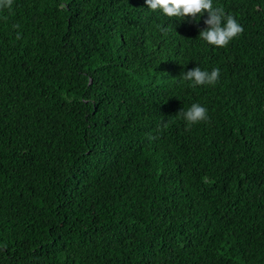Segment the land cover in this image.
Listing matches in <instances>:
<instances>
[{
	"label": "trees",
	"instance_id": "obj_1",
	"mask_svg": "<svg viewBox=\"0 0 264 264\" xmlns=\"http://www.w3.org/2000/svg\"><path fill=\"white\" fill-rule=\"evenodd\" d=\"M214 2L226 47L145 0H0V264H264V0Z\"/></svg>",
	"mask_w": 264,
	"mask_h": 264
},
{
	"label": "clouds",
	"instance_id": "obj_2",
	"mask_svg": "<svg viewBox=\"0 0 264 264\" xmlns=\"http://www.w3.org/2000/svg\"><path fill=\"white\" fill-rule=\"evenodd\" d=\"M11 0H7L10 6ZM147 9L166 18H175L176 23L185 20L199 22L201 17L207 13L204 19L206 27L199 32V38L208 45L215 47H226L234 38L243 32V26L238 19L225 12L224 8L214 0H145ZM174 29H165V31ZM220 69L196 66L186 73H182V79L196 85H214L219 79ZM208 109L200 103H192L187 110L182 109L178 115H182L186 123L194 125L207 120Z\"/></svg>",
	"mask_w": 264,
	"mask_h": 264
},
{
	"label": "rangeland",
	"instance_id": "obj_3",
	"mask_svg": "<svg viewBox=\"0 0 264 264\" xmlns=\"http://www.w3.org/2000/svg\"><path fill=\"white\" fill-rule=\"evenodd\" d=\"M142 3H144V2H142Z\"/></svg>",
	"mask_w": 264,
	"mask_h": 264
}]
</instances>
